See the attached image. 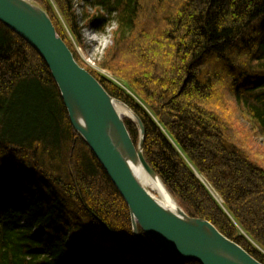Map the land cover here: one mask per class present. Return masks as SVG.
<instances>
[{"label": "trees", "instance_id": "obj_1", "mask_svg": "<svg viewBox=\"0 0 264 264\" xmlns=\"http://www.w3.org/2000/svg\"><path fill=\"white\" fill-rule=\"evenodd\" d=\"M35 1L78 63L141 117L144 156L184 211L264 263V166L226 109L232 99L264 136V0H81V25L76 0H53L73 37L51 0ZM113 22L105 67L125 72V89L72 44ZM119 50L131 64L115 62ZM0 264H199L138 249L128 204L72 127L47 63L1 22Z\"/></svg>", "mask_w": 264, "mask_h": 264}, {"label": "water", "instance_id": "obj_2", "mask_svg": "<svg viewBox=\"0 0 264 264\" xmlns=\"http://www.w3.org/2000/svg\"><path fill=\"white\" fill-rule=\"evenodd\" d=\"M0 22L26 40L47 63L72 127L86 141L128 204L132 233L141 252L174 261L195 260L199 264H264L211 221L184 211L144 156L146 127L141 117L78 63L43 6L35 0H0ZM118 104L133 115L128 118L138 126L137 143ZM136 166L144 168L160 184L176 210L168 208L145 187L136 174ZM141 230L154 246L144 241Z\"/></svg>", "mask_w": 264, "mask_h": 264}, {"label": "rangeland", "instance_id": "obj_3", "mask_svg": "<svg viewBox=\"0 0 264 264\" xmlns=\"http://www.w3.org/2000/svg\"><path fill=\"white\" fill-rule=\"evenodd\" d=\"M50 3L53 8L57 10V5L54 4L53 0H51ZM75 7L76 15H78V17L80 18L79 23L81 25L84 22L83 13L85 9V4L81 0H76ZM87 8L88 12H90L91 14L95 12V7L92 4L88 5ZM57 13L58 16H60L64 27H66L68 35H71L69 28L66 26L64 18L63 16H61L59 10H57ZM115 28V22L108 25L105 31H100L96 29L94 25H91L89 27L85 26L82 31V37L84 41L83 45H79L77 41L74 40L75 38H73L72 44L74 49L77 50L78 60L82 62V64H84L86 67L91 70H94L98 73V75H101L103 77L105 76L110 81H114L116 79L119 82L121 80L123 83H125V72L122 69H120L117 65L115 66V68L113 67L117 70V76L115 75L114 71L108 70L105 67V61L108 57L107 53L109 52V50H113L115 48L113 47V30ZM115 54H117L115 57L116 63L124 66L131 64L123 58L122 52L120 50L115 51ZM110 77H115V79L112 80ZM114 82L117 83V81ZM121 83L119 85L122 87ZM226 109H230L231 117L235 121V123L233 124L236 128L235 131L239 135V139L241 140V142H243L246 146L247 152L250 154V157L253 158L256 162L260 163L262 166H264V136L257 129L255 123L243 113V108L237 106L236 103L232 101V99H228Z\"/></svg>", "mask_w": 264, "mask_h": 264}, {"label": "bare ground", "instance_id": "obj_4", "mask_svg": "<svg viewBox=\"0 0 264 264\" xmlns=\"http://www.w3.org/2000/svg\"><path fill=\"white\" fill-rule=\"evenodd\" d=\"M111 79L114 80L115 77L114 78H111ZM114 81H117L118 84L121 83V81L119 82L116 79ZM122 87H124V84H122ZM118 109H119V111L122 114V116H123L124 119H127L128 117H133L132 113L129 110H127L122 104H118ZM134 168H136L135 169L136 174H137L138 178L141 180V182H143V184L145 185V187L148 190H150V192H152V194H154L156 197H158V199L160 201H162L163 204L166 205L168 208H170L172 210H176L177 207H175V204H173V201L170 200V198L165 194V191H163V189H161L160 184L155 179H151L147 175V173H146V171H145L144 168H142L140 166H136ZM204 182H206V181H204ZM213 193L220 200V198L217 196V193L215 192L214 189H213Z\"/></svg>", "mask_w": 264, "mask_h": 264}]
</instances>
